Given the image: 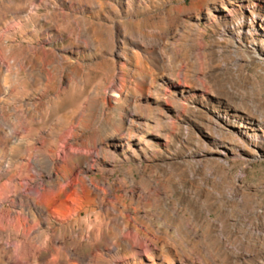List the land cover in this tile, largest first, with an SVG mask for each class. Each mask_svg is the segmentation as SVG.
Returning <instances> with one entry per match:
<instances>
[{"label": "bare ground", "instance_id": "obj_1", "mask_svg": "<svg viewBox=\"0 0 264 264\" xmlns=\"http://www.w3.org/2000/svg\"><path fill=\"white\" fill-rule=\"evenodd\" d=\"M72 1L0 0V113L16 115L9 129L0 120V264H264V207L238 193L241 180L133 177L141 163L157 172L196 170L215 150L225 159L234 134L264 142L261 117L238 106L244 90L223 84L232 69L216 72L198 50L212 28L232 47L251 40L244 52L264 64V0ZM89 68L110 81L97 105L119 118L104 138L87 134L101 124L90 97L71 100ZM64 105L66 121L55 114Z\"/></svg>", "mask_w": 264, "mask_h": 264}, {"label": "rangeland", "instance_id": "obj_2", "mask_svg": "<svg viewBox=\"0 0 264 264\" xmlns=\"http://www.w3.org/2000/svg\"><path fill=\"white\" fill-rule=\"evenodd\" d=\"M36 1H44V0H36ZM46 1H52V0H46ZM80 1L81 0H73L72 2L78 3ZM107 1L113 4L112 0H107ZM155 1L158 2L163 1L165 8H170V6L175 5L179 0H166V1L155 0ZM184 1L186 4L190 3V0H184ZM250 5L253 6L254 3H251ZM46 10L40 7L37 9L36 15L41 17L43 16V14L45 15L47 13L48 10L47 11ZM153 12H156V10L152 9V13ZM74 16L78 17L80 15L76 13L74 14ZM85 17L91 18L89 16H85ZM143 26L146 29L151 28L150 23ZM143 26H141V28H144ZM163 29H165L167 32L171 31V29H166L165 27ZM28 35L29 32L24 33V37H30ZM105 38L106 41L108 42V45L111 46L114 41L111 32H109ZM116 40L117 43L121 44L122 35H118ZM202 42H203L202 48L198 50L200 52L201 59H203L204 57V60L202 61H204L205 65L211 66L212 68L216 69V72H219V70L221 71L223 65H226L227 67L231 68L232 69L230 73L231 76L230 78L223 77V84H227L228 87H232L233 89L235 88L239 90L240 89L244 90L242 91V93H245L246 95L243 94V96L245 95L244 96L245 98H243V102H242L243 104L239 103L238 101V106L243 109L248 107L247 111L250 112L252 116L254 117L259 116L264 122V64L258 60L259 57H257L254 53L249 54L244 52L246 51L244 50L245 46L246 45L250 46L252 41L246 39L244 43L237 44L235 47H232V45L226 42L224 38L217 35V32L214 29L207 28L206 32L204 33ZM257 54H260L259 51ZM97 60L98 59H96V61ZM92 61H95V59ZM116 64H118V66H121L124 64V61H118ZM104 75L105 74L103 69L89 68L87 70V74H86L87 77H85L83 86L76 85L75 87L76 93L74 92L71 96V100L73 103L79 101L80 97L81 98L82 97L87 98L88 96L90 97V102L94 104L93 105L94 109L92 107L90 111L91 114L90 120L94 121L100 119L101 124L96 132H93L94 130L89 128L87 134L90 133L92 134L93 137L96 138H104L107 135H109L112 132V130H114L115 124L119 119L117 112L114 109H111L112 111L109 112L104 111L103 113L100 110L99 106L97 105L98 101H100L101 98L99 96L96 97L95 91L98 90L101 93L100 95L101 97H103V99L105 100L108 99L106 89L109 86L110 81L108 80L103 82L105 80ZM130 81H131L130 79L127 80V85H126L127 89H125L126 94L130 92L128 85ZM115 84L116 87L120 86L118 81H115ZM164 88H165L164 90L165 92L169 91L168 87H164ZM80 93L83 94L80 95ZM106 102L108 103V100ZM64 106H66V108L59 106V108L55 111V114L58 113L56 114L58 116L64 115L66 121L70 115H66L65 113L67 110H69L70 107L68 105H64ZM247 111L245 110L244 112L248 113ZM244 112L240 110L239 114L245 115L247 119H249L248 118L249 114L247 115ZM0 115H1L0 120L1 119L4 120L1 121L3 125L6 124L5 125L6 129L15 126L16 115L8 111H4L2 114L0 113ZM104 120H106V123ZM234 131L237 132V130ZM255 134L256 133H252L248 131L247 134L243 136H241L242 134L232 135V137L229 138L231 140L230 144L228 143L229 154L225 159H223V157L220 156L221 152L219 150H218L219 152L215 150L211 153H208L206 157L202 158L203 160L201 161V165L196 170H192L190 166L184 165L178 168L177 170H171L169 168H165L164 170H158L157 172H155L153 171V169L147 167V164L141 163L140 167H144V168L142 172L138 173L137 170L134 169L136 168L135 164L133 165L131 163V166L129 164L128 165L125 164L124 166L125 168L129 166L133 167L134 169L133 177L136 180H141V179L142 180H210L209 185L217 186L219 189L233 188V183H232L233 180H241L239 187L237 189L238 193L242 194L244 196L243 198L247 201L258 200L260 202V206L264 207V142L258 140L257 137H256L257 139H255L252 136ZM21 141H23V139H21ZM21 144L23 145V142H21ZM185 149L193 150L191 146H186ZM164 152H166V155L164 156L171 159L175 158L174 153L172 151L169 150L168 152L167 151ZM26 164L29 163L26 161ZM71 173L72 174L70 180H76V170H73ZM95 175L99 177L98 174H94V173H91L88 176L90 178H94ZM112 177L118 178L119 180H122L123 178V176L119 171H115ZM0 180H5V179L2 178ZM18 180H20V182L22 180L21 183H23V180L26 179L24 178V176H20ZM205 190L206 187L201 188V191H203L202 194L204 193V195L207 193ZM180 198L181 197H179V201ZM219 210L220 208L218 207L216 212L211 215V218H216L217 216L216 213H218ZM81 217L83 218L84 215L82 214ZM88 217H87L88 219L87 218L82 219L85 220L84 221L85 223L83 222L84 224H82V226L91 228L95 223L93 221L92 215H89ZM198 232L202 233V229H198Z\"/></svg>", "mask_w": 264, "mask_h": 264}]
</instances>
